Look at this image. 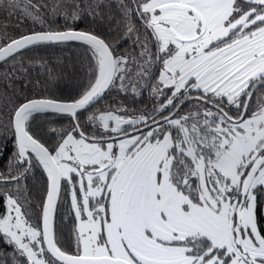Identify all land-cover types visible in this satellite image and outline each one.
Here are the masks:
<instances>
[{
  "label": "snow or ice",
  "instance_id": "6c2138e0",
  "mask_svg": "<svg viewBox=\"0 0 264 264\" xmlns=\"http://www.w3.org/2000/svg\"><path fill=\"white\" fill-rule=\"evenodd\" d=\"M0 264H264V0H0Z\"/></svg>",
  "mask_w": 264,
  "mask_h": 264
},
{
  "label": "trees",
  "instance_id": "16d2710c",
  "mask_svg": "<svg viewBox=\"0 0 264 264\" xmlns=\"http://www.w3.org/2000/svg\"><path fill=\"white\" fill-rule=\"evenodd\" d=\"M13 19H15V17Z\"/></svg>",
  "mask_w": 264,
  "mask_h": 264
}]
</instances>
